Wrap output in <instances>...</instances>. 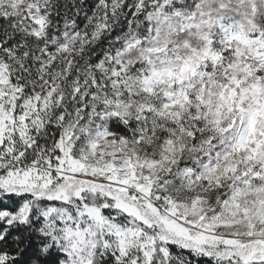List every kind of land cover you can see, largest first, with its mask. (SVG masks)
I'll return each mask as SVG.
<instances>
[{
	"label": "snow or ice",
	"instance_id": "snow-or-ice-1",
	"mask_svg": "<svg viewBox=\"0 0 264 264\" xmlns=\"http://www.w3.org/2000/svg\"><path fill=\"white\" fill-rule=\"evenodd\" d=\"M0 264H264V0H0Z\"/></svg>",
	"mask_w": 264,
	"mask_h": 264
}]
</instances>
